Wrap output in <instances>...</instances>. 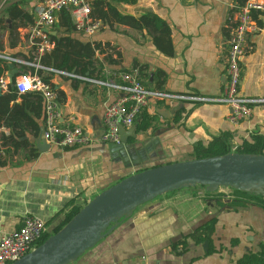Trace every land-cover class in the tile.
Instances as JSON below:
<instances>
[{
	"label": "crops",
	"instance_id": "crops-1",
	"mask_svg": "<svg viewBox=\"0 0 264 264\" xmlns=\"http://www.w3.org/2000/svg\"><path fill=\"white\" fill-rule=\"evenodd\" d=\"M95 1H91L92 5ZM105 1L123 16H157L169 27V35L135 30L117 23L114 17L101 21V28L92 37L75 33L76 39L99 47L93 73L87 72L84 77L120 83L122 74L138 68L144 86L150 90L205 99L221 96L228 81L226 56L236 14L246 2ZM16 2L35 19V10L41 4V0H0V56L5 57H0V61L10 68L4 74L8 78L13 70H38L12 60L42 67V56H36L29 39L31 26L19 27L15 39L10 37L12 23L3 10ZM255 17L256 30L248 34L247 54L240 64V92L244 98L264 99V13H256ZM59 18L60 15L54 26L45 31L50 39L64 37ZM40 70L56 93L59 124L81 127L92 143L77 148L53 145L41 152L36 140L44 128V111L40 133L35 136L26 131L25 137L19 139L27 146H2L1 136L9 137L12 131L0 128V150L4 151L0 158V238L16 230L26 216L43 219L52 234L72 208L66 209L70 202L83 208L102 191L138 170L191 160L190 154L199 142L207 145L213 138L227 135L233 150L245 141L251 142L252 136L264 138V103L253 106L250 120L233 126L228 121L230 110L224 104L152 101L144 109L154 117L152 128L145 132L136 129L124 148L115 149L99 138L105 132L107 106L122 94L104 85ZM218 192L225 195L221 200L197 187L145 204L73 264H240L246 255L261 253L264 208L250 204L230 206L234 197L223 189ZM212 218L217 219L212 235L215 253L208 254L207 243L205 246L190 239L186 240V250H173V244Z\"/></svg>",
	"mask_w": 264,
	"mask_h": 264
},
{
	"label": "built area",
	"instance_id": "built-area-1",
	"mask_svg": "<svg viewBox=\"0 0 264 264\" xmlns=\"http://www.w3.org/2000/svg\"><path fill=\"white\" fill-rule=\"evenodd\" d=\"M92 0H41L35 10V24L30 29V42L35 48L37 57L50 52L54 43L48 37L46 30L51 29L56 17L67 13L78 32L88 37L94 36L102 26L101 21L92 18ZM264 13V0H247L236 14L235 25L229 41L227 52L228 81L219 98L205 99L197 96H180L165 91L150 90L142 82L138 68L120 76V83H103L86 77L45 69L32 63L12 60L15 63L68 75L87 82L107 86L122 94V97L108 105L104 113L105 134L102 140L110 145H119L121 142L119 128L130 129L134 126L141 112L152 101H185L214 102L224 104L229 108L228 121L233 126L248 121L252 117L253 106L263 104L264 99H248L241 95L242 83L241 62L247 54L248 34L256 30L253 15ZM1 58H5L0 56ZM12 84L19 95L27 93L39 94L44 103L45 124L43 138L50 146L61 148H77L89 146L90 137L81 127L62 126L60 120V105L52 86L45 82L36 71L16 73L10 82L7 75L0 77V91L8 92ZM233 148L232 152H236ZM4 151L0 150V158ZM49 234L47 223L37 216H26L20 226L13 232L0 238V264H12L41 245L44 237Z\"/></svg>",
	"mask_w": 264,
	"mask_h": 264
},
{
	"label": "water",
	"instance_id": "water-1",
	"mask_svg": "<svg viewBox=\"0 0 264 264\" xmlns=\"http://www.w3.org/2000/svg\"><path fill=\"white\" fill-rule=\"evenodd\" d=\"M16 73V70L11 72L10 82ZM136 129L135 126L130 129L121 126V142L111 145L112 148H124ZM36 146L41 152L51 148L43 138V131ZM197 187L208 193L231 189L264 197V154L230 152L166 164L130 175L87 202L59 232L12 264H73L141 206L167 194Z\"/></svg>",
	"mask_w": 264,
	"mask_h": 264
},
{
	"label": "trees",
	"instance_id": "trees-1",
	"mask_svg": "<svg viewBox=\"0 0 264 264\" xmlns=\"http://www.w3.org/2000/svg\"><path fill=\"white\" fill-rule=\"evenodd\" d=\"M125 3H135L136 0H123ZM247 0H243V4ZM242 4V5H243ZM20 2L12 3L3 10L4 15L11 20L12 29L10 30V37L14 40L18 34L16 31L19 27L33 26L35 18L33 14L26 12L20 6ZM107 7V11L104 8ZM255 17V14L253 15ZM110 17H114L117 23L128 26L132 29L142 31L144 29L154 30L160 32L162 35H169V27L160 18L152 14H146L140 19L130 16H123L117 12L107 1L96 0L92 5V18L102 22H108ZM257 19V17H255ZM60 25L64 29V37L50 36L55 43L54 49L50 53L42 56L40 63L42 67L52 68L56 71L66 72L84 77L87 72L90 75L93 73V65L95 63V53L99 47L93 46L90 42H83L74 37L78 33L75 26L72 24L71 17L67 13L60 14ZM18 21V22H17ZM15 35V36H14ZM14 36V37H13ZM5 65V68H2ZM14 65V64H12ZM15 66V65H14ZM13 66V68H14ZM10 68L6 67L5 61H0V77L8 72ZM36 73L43 78L47 83L50 79L44 76V71L35 70ZM74 72V73H73ZM53 88V87H52ZM21 99V103L17 100ZM13 103V105H11ZM44 111L43 99L39 94L27 93L19 95L12 84L9 85V90L3 93L0 97V128L7 127L12 133L9 137L1 136L2 146H27L28 143H20L19 139L25 137L26 131L37 136L40 133V120ZM154 117L149 115L147 111L143 110L136 119L135 124L138 126V132H145L152 128ZM232 152L231 143L227 135H222L213 138L207 145L199 142L195 145L190 159H204L209 157L223 156ZM237 153L261 155L264 154V138L262 136H252L251 142H244L238 146ZM36 156L35 153H33ZM146 170V169H143ZM143 170H138L141 172ZM234 200L230 206L236 205H259L264 208V197L257 196L252 193H242L232 190ZM209 196H215L219 200L225 195L219 192L208 193ZM72 208L66 212L64 220L57 226L52 234H47L41 244L47 240L51 235L59 232L80 210L82 207L74 205L70 202L66 209ZM216 218H212L206 223L196 228L192 233L185 236L182 240L172 245L173 250L180 247V251L186 250V240L190 239L197 244H208V254L215 253L212 246V235L214 234ZM240 264H264V249L258 254L246 255L240 261Z\"/></svg>",
	"mask_w": 264,
	"mask_h": 264
},
{
	"label": "rangeland",
	"instance_id": "rangeland-1",
	"mask_svg": "<svg viewBox=\"0 0 264 264\" xmlns=\"http://www.w3.org/2000/svg\"><path fill=\"white\" fill-rule=\"evenodd\" d=\"M223 191L227 192L225 194H227L228 196L233 197V194H232V190L231 189H223Z\"/></svg>",
	"mask_w": 264,
	"mask_h": 264
}]
</instances>
